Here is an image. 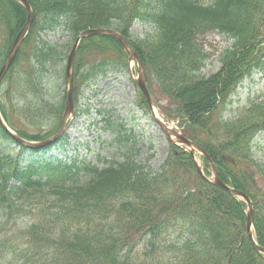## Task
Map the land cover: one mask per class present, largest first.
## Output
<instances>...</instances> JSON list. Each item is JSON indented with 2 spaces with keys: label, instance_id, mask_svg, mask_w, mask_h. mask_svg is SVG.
Returning <instances> with one entry per match:
<instances>
[{
  "label": "trees",
  "instance_id": "obj_1",
  "mask_svg": "<svg viewBox=\"0 0 264 264\" xmlns=\"http://www.w3.org/2000/svg\"><path fill=\"white\" fill-rule=\"evenodd\" d=\"M28 1L34 23L9 72L15 74L26 57L27 70L17 71L16 84H22L23 104L8 107L1 92L5 121L29 140L53 132L30 135L13 124L14 117L38 127L60 121L64 105L50 108L42 80L47 67L65 57L57 45L38 40L40 32L61 23L75 38L89 28H115L131 38L135 21L151 19L152 34L132 42L146 67L149 88L154 93L157 86L161 96L177 104L174 117L181 119L185 134L206 149L226 183L251 197L257 241L264 246V186L257 181L258 176L264 183V165L253 157V140L264 131V99L233 119L216 114L246 76L264 68V0ZM26 21L22 4L0 0V23L6 28L0 68ZM211 30L228 35L233 44L220 54V71L208 77L201 73L206 57L197 37ZM34 32L38 36L31 42ZM108 49L126 55L110 35L81 42L75 85L84 54ZM109 62L102 61L101 68ZM16 86L10 83L8 96ZM0 136V264H264L247 238L230 260L245 231L247 205L203 179L192 155L177 145L159 171L131 156L102 168L63 160L22 165L19 154L1 146L3 138L12 139L1 123ZM183 162L195 174L185 182L178 178ZM204 162L209 173L210 164ZM176 232L186 235L173 239Z\"/></svg>",
  "mask_w": 264,
  "mask_h": 264
},
{
  "label": "rangeland",
  "instance_id": "obj_2",
  "mask_svg": "<svg viewBox=\"0 0 264 264\" xmlns=\"http://www.w3.org/2000/svg\"><path fill=\"white\" fill-rule=\"evenodd\" d=\"M3 31L6 32V28L0 23V42L6 36ZM152 32L153 22L151 19L135 21L131 28V37L141 39ZM31 36L30 41L32 42L38 34L34 32ZM39 39L50 45H57L64 54L65 58L60 63L54 67H47L48 71L42 80L46 94L44 100L49 102L50 108L62 106L68 89L65 82L67 57L76 38L60 23L53 29L40 32ZM197 42L206 57L201 73L209 77L219 72L223 65L219 59L220 54L233 44V39L217 30H212L199 34ZM27 48L24 46L25 50ZM118 54L119 50L117 49H108L107 53L88 51L84 54L85 64L80 68L75 85V115L71 119L67 135L61 142L51 149L34 152L23 151L22 146L10 138H3L1 146L7 147L14 155L19 154L22 165H26L30 161L56 162L61 159L69 161L77 157L84 162H92L100 167H105L112 161L121 163L127 155H133L138 162H148L154 171H159L168 156L172 154L173 147L165 132L152 116L146 99L134 81L138 76L137 64L128 63L126 55ZM25 60L26 57L21 58L16 66L15 74L9 73L2 85V101L8 107L23 104V101H20L22 98L19 90L22 84L17 86L16 84L19 79L17 71L27 70ZM107 60H110V64L99 70V64ZM116 63H119V66ZM96 65L98 66L95 67ZM96 68L99 72L81 83V79L90 75ZM10 83H13L16 88L11 89L8 96L7 88ZM152 90H154L153 94L160 98L164 114L169 116L166 111L175 113L177 104L167 96H161L157 86H154ZM29 98L31 99V96ZM261 98H264V68L253 70L252 74L240 83L237 91L230 97L227 107L223 111L217 110L216 114L222 116L223 119L234 118L252 101ZM36 99L33 98L32 102L35 103ZM173 121L176 122L175 128L182 131L183 127L178 124V121L174 119ZM12 122L30 135H46L54 132L59 125V121L51 120L44 127L31 126L18 117H14ZM203 136L206 137L204 133ZM253 157L257 164L264 165V131L260 132L253 141ZM196 158L203 170L208 173L205 162L198 152ZM254 168L253 170H255ZM210 173L209 169L207 176H210ZM193 176H195L193 171L188 169L186 163L183 162L178 174L180 181L185 182V179L190 180ZM257 181L260 188L264 186L263 180L258 176ZM185 235L186 233L176 232L173 234V239H181ZM145 241L144 238L140 240L138 248H141L139 249L143 250Z\"/></svg>",
  "mask_w": 264,
  "mask_h": 264
},
{
  "label": "water",
  "instance_id": "obj_3",
  "mask_svg": "<svg viewBox=\"0 0 264 264\" xmlns=\"http://www.w3.org/2000/svg\"><path fill=\"white\" fill-rule=\"evenodd\" d=\"M18 2H20L27 11V21L25 23V25L23 26V28L18 32L10 50L9 53L6 57V60L4 61L2 68L0 70V86H1V82L3 80V78L5 77V75L8 73V71L10 70L11 66L13 65L15 58L18 54V51L23 43V41L25 40V38L27 37V35L29 34V31L31 30V27L33 25V21H34V11L29 3L28 0H17ZM102 34H107V35H111L114 38H116L118 40V42L121 44L122 48L126 51V53L128 54L129 60H134L137 61L138 66H139V77L136 79L137 83L139 84V86L141 87V90L143 91L148 104L150 106L151 109H153V104H154V99L151 96L149 89L147 87L146 84V71H145V67L143 65V62L141 60V58L139 57L138 53L136 52V50L131 46V44L129 43V41L123 36V34L113 28H90L87 30H84L83 32H81V34L79 35V37L76 40V43L74 44L71 53L69 55V59H68V65H67V72H66V76H67V83H68V91H67V95H66V106L62 115V119H61V124H60V128L59 130L52 135L51 137L44 139L42 141H29L27 139H24L22 137H20L15 131H13L3 120L1 111H0V122L2 123L3 127L7 130V132L16 140H18L19 142L25 144L26 146L30 147V148H43L46 147L50 144H52L53 142H56L58 139H60L62 137V135L66 132V130L69 127V119L71 115H74V99H73V64H74V59H75V55L77 53V50L79 48V45L81 43V41L86 38V37H91L94 35H102ZM156 120L159 122V124L161 125V127L163 128V130L167 133L168 137L170 138L171 141L173 142H180V143H184L196 150H198L200 153H202L203 155H205L209 161L212 164L213 167V171H214V183L220 187H222L223 189L227 190L229 193H231L232 195L238 197V198H242L243 200L246 201L247 205H248V210H247V221H246V232L243 234L242 239L244 237H248V239L251 241V243L254 245L255 249L258 250L259 252L264 254V247L260 246L255 238V234L253 231L254 228V204L253 201L251 200V198L242 190L236 189L232 186H230L229 184H227L225 181H223L220 178L218 169L216 164L211 160V157L209 156V154L205 151V149L203 147H201L200 145H198L197 143H195L194 141H192L191 139L187 138L185 135H183L181 132H178L172 128H169L164 122H162L161 120L157 119ZM172 134H174L176 136L177 141H175L172 138ZM194 149L191 150L192 154H194ZM198 170L201 173L202 170L200 168V166L198 165ZM239 247H237L238 249Z\"/></svg>",
  "mask_w": 264,
  "mask_h": 264
},
{
  "label": "bare ground",
  "instance_id": "obj_4",
  "mask_svg": "<svg viewBox=\"0 0 264 264\" xmlns=\"http://www.w3.org/2000/svg\"><path fill=\"white\" fill-rule=\"evenodd\" d=\"M156 114H157V116L161 119L162 115L159 114L158 110H156Z\"/></svg>",
  "mask_w": 264,
  "mask_h": 264
}]
</instances>
